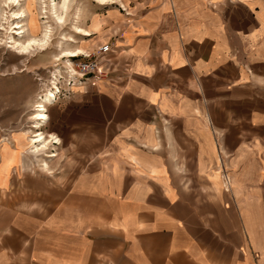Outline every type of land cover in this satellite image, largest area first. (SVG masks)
Returning a JSON list of instances; mask_svg holds the SVG:
<instances>
[{"label": "crops", "instance_id": "obj_1", "mask_svg": "<svg viewBox=\"0 0 264 264\" xmlns=\"http://www.w3.org/2000/svg\"><path fill=\"white\" fill-rule=\"evenodd\" d=\"M87 2L111 77L51 110L55 155L0 141V264H264V0Z\"/></svg>", "mask_w": 264, "mask_h": 264}, {"label": "rangeland", "instance_id": "obj_2", "mask_svg": "<svg viewBox=\"0 0 264 264\" xmlns=\"http://www.w3.org/2000/svg\"><path fill=\"white\" fill-rule=\"evenodd\" d=\"M19 1L20 3L22 2L21 8L26 12V19L23 25L27 32L24 41L33 37H41L40 33L42 34L44 26H49L51 29V41L45 52L40 53L37 51L33 55L21 56L12 51L8 45L5 44L7 42L6 34L4 31L0 30V141L3 144H8L10 142L15 146L16 143L13 141L12 136L19 131L23 132L24 136L27 138L32 137L33 139H35L34 136L40 133H43L44 136L46 135L43 129L47 126L48 119L37 129L32 128L31 124V118L34 117L37 112L35 111V106L39 104L36 102V96L39 94L43 96L45 92L44 88L53 91L55 89L58 90V97L57 99L55 97L54 104L49 103L43 106L45 108L44 114L49 116V118H51V110L54 108L58 110L59 105L64 104L72 97L73 90L77 87V81L73 83V85H68L67 71L72 68L73 62L75 63L82 60V54L88 49H91H81L80 45L86 38L78 35L80 33H78L79 30L76 29V25L77 27L83 25L82 13H90L97 9L94 4L88 3L87 0H68L67 10L63 14V23L59 24L54 21L55 19L52 18L49 13L44 14L41 9V7L43 8L42 3L45 2L48 4V0L41 2V4L38 0ZM62 1L63 0H55V3L59 4L62 3ZM1 2L2 0H0V4H2ZM29 7L31 8L29 9ZM9 10H16V8H12L10 5ZM32 19L36 20L39 25L34 31L31 27ZM2 23L3 22L0 20V25ZM5 27H8L7 24ZM1 28L0 26V29ZM75 48H79L81 52H75L74 56H63L62 52H74L72 49ZM45 98L43 99L44 102ZM40 105L42 106V104ZM56 105L58 106L54 107ZM17 113H19V115H15ZM50 149V147H47L44 155H37L33 152L27 153V150L25 152L27 155H31L34 158L42 156L44 158L45 156L50 157L55 155L54 152H49ZM40 165L44 168L47 167L44 162ZM49 168H52L50 163ZM55 170L56 166H54V172H56Z\"/></svg>", "mask_w": 264, "mask_h": 264}, {"label": "bare ground", "instance_id": "obj_3", "mask_svg": "<svg viewBox=\"0 0 264 264\" xmlns=\"http://www.w3.org/2000/svg\"><path fill=\"white\" fill-rule=\"evenodd\" d=\"M43 1L45 0H38L40 4ZM48 1H49L48 4H46L45 2L42 3L43 8L41 7V9L43 10V13L44 14L49 13L52 16V18L55 19L54 21H56L59 24H62L64 19L63 14L67 10L68 0H63L62 3L59 4L55 3V0H48ZM1 3L2 4H0V20L3 23L0 25L2 27L0 30L5 32L6 41H7L6 43L5 42L4 43L7 44L12 51L16 52L21 56L33 55L37 51H39L40 53L45 52L47 50L49 42L51 41V36H50L51 29L49 28V26H44L42 30V34L40 33L41 37L39 38L33 37L24 41L27 30L24 28L23 25L24 24L23 22L26 19V12L21 8L22 2L20 3L19 0H2ZM10 5L12 8H16V10H9ZM30 8L31 7H29V9ZM6 24L8 26L7 28L5 27ZM31 27L33 31L39 27L36 20L34 19L31 20ZM62 53L64 57L73 56L71 53H68L67 51ZM44 90L45 92L43 96L40 94L36 96V102H38L39 104L35 106V111L37 112L35 116L31 118L32 128L35 129L40 128L48 119V116L44 114L45 113V108L43 107L44 104H49V103L54 104L55 102V96L53 95V90L51 89L49 90L47 88L46 89L44 88ZM44 98H45V102L43 100ZM40 104H42V106ZM34 137L35 139H33L32 137L30 138L25 137V141L27 145L26 150L27 153L33 152L34 154L40 155L41 153H43V150L45 149L44 145L46 143V140L44 139V136L42 134H38Z\"/></svg>", "mask_w": 264, "mask_h": 264}, {"label": "built area", "instance_id": "obj_4", "mask_svg": "<svg viewBox=\"0 0 264 264\" xmlns=\"http://www.w3.org/2000/svg\"><path fill=\"white\" fill-rule=\"evenodd\" d=\"M112 46L109 44H103L94 48L88 49L82 54V60L72 63V70L67 71V84L73 85L77 81V86L86 84L88 81L99 82L111 77L110 68L102 65L101 61L113 53ZM53 95L58 97V90L53 91ZM224 183L229 185V179L224 174Z\"/></svg>", "mask_w": 264, "mask_h": 264}]
</instances>
